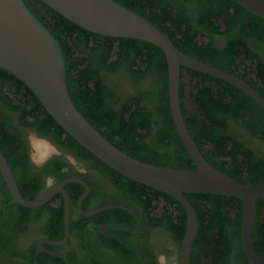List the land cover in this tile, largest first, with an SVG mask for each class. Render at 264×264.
<instances>
[{
    "label": "trees",
    "instance_id": "trees-1",
    "mask_svg": "<svg viewBox=\"0 0 264 264\" xmlns=\"http://www.w3.org/2000/svg\"><path fill=\"white\" fill-rule=\"evenodd\" d=\"M24 1L63 49L72 102L107 141L144 163L196 169L172 117L167 59L162 50L143 41L93 34L40 0ZM114 1L157 27L185 55L239 77L264 98V19L231 0ZM185 76L193 86L194 111L182 102V114L203 157L240 183L264 185V112L227 82L182 67L181 77ZM185 91L182 81L181 99H185ZM29 131L79 161L105 166L55 122L24 83L0 69V151L25 199L46 190L45 177L60 182L70 176L60 174L65 162L58 158L41 172L34 171L24 136ZM72 187H65L70 199L75 197ZM0 197L3 208L12 199L1 172ZM186 198L199 219L191 264H250L242 245V202L216 195L188 194ZM170 200L173 211L167 210L161 221L149 215L147 225L167 232L180 264L187 216L176 200ZM16 206L17 211L11 210V228H4L0 210V253L9 249L14 234L31 220L32 209ZM257 206L253 244L264 260V199L257 200ZM49 211L53 216L48 224L62 229V198L61 205Z\"/></svg>",
    "mask_w": 264,
    "mask_h": 264
},
{
    "label": "water",
    "instance_id": "water-1",
    "mask_svg": "<svg viewBox=\"0 0 264 264\" xmlns=\"http://www.w3.org/2000/svg\"><path fill=\"white\" fill-rule=\"evenodd\" d=\"M56 13L78 27L104 37L133 39L150 43L166 56L169 74V102L176 129L192 157L195 170H177L138 161L107 141L78 111L67 86L66 59L63 49L33 14L24 0H0V69L24 83L37 97L55 122L83 148L112 170L144 186L176 200L187 216V229L180 253V264H191L199 219L188 194L216 195L239 199L243 204L242 245L250 264H264L253 244L257 221V200L264 199V185L248 186L213 168L203 157L183 118L180 87L188 77H181V68L215 77L248 95L264 112V98L239 77L197 61L182 53L162 31L143 17L124 8L114 0H40ZM246 11L264 19L261 0H231ZM186 89V83H185ZM186 98V91H185ZM186 108L188 109L187 105ZM0 172L12 202L35 209L61 195L66 227L64 244L70 236V198L65 186L80 184L85 191L78 201L81 206L89 193L88 185L69 178L48 187L33 199H25L15 176L0 151ZM86 216V214L82 213ZM88 216V215H87Z\"/></svg>",
    "mask_w": 264,
    "mask_h": 264
},
{
    "label": "flooded vegetation",
    "instance_id": "flooded-vegetation-1",
    "mask_svg": "<svg viewBox=\"0 0 264 264\" xmlns=\"http://www.w3.org/2000/svg\"><path fill=\"white\" fill-rule=\"evenodd\" d=\"M243 141L250 145L247 138ZM79 162L86 168V174L73 170L66 179L84 181L89 193L81 212L78 201L85 188L70 184L75 197L70 199L67 241L53 245L62 242L66 234L64 218L62 229L48 224L53 216L49 208L61 205L62 197L56 195L44 206L32 209L30 222L24 230L14 234L9 249L0 253V264H157V256L161 253L169 258L170 264H178V250L167 232L147 225L149 215L161 221L167 210L173 211L172 197L126 178L107 165ZM43 168L33 166L34 171L41 172ZM79 190L83 192L80 194ZM2 202L0 197L1 223L4 228H11L14 224L11 210L18 208L12 199L4 208Z\"/></svg>",
    "mask_w": 264,
    "mask_h": 264
},
{
    "label": "clouds",
    "instance_id": "clouds-1",
    "mask_svg": "<svg viewBox=\"0 0 264 264\" xmlns=\"http://www.w3.org/2000/svg\"><path fill=\"white\" fill-rule=\"evenodd\" d=\"M26 141L29 149V160L36 168H43L53 158H62L64 166L59 170L62 175H71L73 170L80 174H86V168L70 153L62 152L49 139L37 135L34 131H29L26 135ZM56 183L53 176L44 178L46 187H52ZM157 264H170L169 258L164 254L157 256Z\"/></svg>",
    "mask_w": 264,
    "mask_h": 264
},
{
    "label": "rangeland",
    "instance_id": "rangeland-1",
    "mask_svg": "<svg viewBox=\"0 0 264 264\" xmlns=\"http://www.w3.org/2000/svg\"><path fill=\"white\" fill-rule=\"evenodd\" d=\"M186 83V105L190 111H194V91L193 86L190 80H185ZM27 133H24V136L26 137Z\"/></svg>",
    "mask_w": 264,
    "mask_h": 264
}]
</instances>
